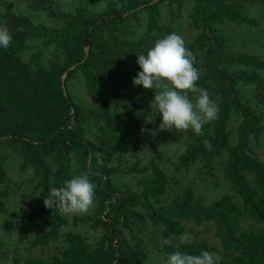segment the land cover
Masks as SVG:
<instances>
[{"label": "trees", "instance_id": "trees-1", "mask_svg": "<svg viewBox=\"0 0 264 264\" xmlns=\"http://www.w3.org/2000/svg\"><path fill=\"white\" fill-rule=\"evenodd\" d=\"M49 0H31L40 6ZM124 0L129 9L122 12L92 15L79 9L73 16L61 17L65 25L61 29L50 30L34 25L29 19L14 15L0 16V24L8 27L13 39L7 49H0V145L12 144L24 148L28 155L25 163L30 165L38 185L43 189L53 187L58 190L68 179L71 153L79 158L82 172L89 173L95 183L96 216L95 225L101 236L95 248H90L83 238L75 233L64 237L60 257L49 261L34 260L28 264H143L138 252L136 237L132 233L133 220H141L142 214L135 211L137 205L147 210L154 223L161 227L160 240L175 236L181 243V251L198 255L201 250L214 252L204 240L194 238L185 242V236L194 231L184 223L200 225L210 222L216 227L221 249L226 259L217 264H264V229L252 232H239L240 222L244 220L264 224V165L249 153L248 138L258 139L261 133L259 119L253 110L240 102L239 89L253 87L256 99L262 107L264 124V78L249 70L229 71L231 67L264 69L259 59L243 54L229 55L223 51L222 39L212 35V25L223 20L244 23L246 18L234 7L227 6L222 0H190L192 2L191 27L203 32L193 41L192 51L202 52L203 77L197 81L199 88L206 83L212 85L216 95L223 99L218 118L206 124L203 134L195 135L190 130V144L179 158V166L188 168L196 159H209L204 141L212 129V151L219 153L227 146L224 132L225 122L231 106L241 116L235 146L229 149L224 168L225 176L234 194L239 198L236 204L229 198L203 205L193 197L192 190L186 189L182 197L175 198L167 209L154 208L150 200L157 199L168 183L167 175L153 161L141 168L147 172L142 178V192L133 198L114 189L109 183L110 175L116 170L101 167L97 163L100 154H129L136 158L137 148L124 142L121 130L127 126L135 128L136 120L131 111L125 110L124 116L112 111L114 94L102 91L98 85V74L104 71L102 58L94 50L96 36L107 30L117 29L124 21L126 13L134 12L141 6L152 17L156 6L151 0ZM163 1V0H160ZM179 7L185 0H168ZM256 1L264 14V0ZM36 38H47L63 53V60L51 61L46 65L31 68L21 61L19 54L28 42ZM81 73L89 97L96 104L97 114L103 124L106 142L95 147L85 141L81 133L71 126L72 119L79 117V108L74 104L65 89L66 81ZM213 127V128H211ZM54 155L60 163V171L52 179L51 170L44 156ZM139 166L135 161L134 167ZM4 211L0 194V212ZM50 217L48 229L38 232L35 244H46L57 240L66 221L56 210L51 212L44 205L36 213L25 215L19 226V236L28 238L31 227L42 213ZM183 236L182 241L179 238ZM171 247H161L163 260Z\"/></svg>", "mask_w": 264, "mask_h": 264}, {"label": "rangeland", "instance_id": "rangeland-1", "mask_svg": "<svg viewBox=\"0 0 264 264\" xmlns=\"http://www.w3.org/2000/svg\"><path fill=\"white\" fill-rule=\"evenodd\" d=\"M222 1L227 6H234L246 18V22H216L212 25V35L222 39L225 53L249 55L264 63V14L261 6L253 0ZM151 5L156 6V14L152 17L148 11H143L144 6H141L134 12L126 13L123 23L117 29L107 30L96 36L94 50L103 59L104 68V71L98 74V85L102 91L115 95L116 100L111 105L113 112L120 116H124L127 109L132 112L131 117L136 120V126L133 129L123 127L121 136L124 142L137 148L136 158H131L129 154L114 153L109 157L100 154L97 163L101 167L116 170L110 175L109 183L117 191L133 198H139L142 192L141 180L147 172H142L141 168L147 167L152 161L156 163L168 177L164 192L157 199L150 200L156 209H167L175 198L182 197L183 192L189 188L194 199L203 205H210L223 198L240 204L224 172L229 149L236 144L242 120L234 107L231 106L224 126L227 146L219 153L212 151L211 129L204 141L209 159L198 157L188 168H181L179 158L190 144V130H159L160 117L153 113L150 106L155 90L143 89L142 86L134 87L132 84V78L140 70L136 63L137 55L146 54L157 39L175 32L183 37L186 47L192 51L193 41L203 32L202 28L195 30L190 25V0H185L181 7L171 4L168 0H151ZM81 8L92 15L129 9L124 0H49L40 6H34L31 0H0V16L27 18L34 25H41L50 30L63 28L65 20L61 15L73 16ZM192 53L196 57L194 66L199 70L200 80L203 77L202 52L196 49ZM19 57L31 68L46 65L51 61L61 62L64 59L56 44L47 38H36L28 42ZM240 70L254 71L264 78V69L255 70L243 66L229 68L231 72ZM65 89L79 108V117L72 119L71 126L81 133L85 141L95 147L103 146L107 138L103 124L97 114L96 104L86 92L80 72L66 81ZM204 89L220 108L223 99L215 94L212 85L207 82ZM239 92L241 104L254 111L261 127L258 139L248 138L249 153L264 165L262 107L258 104L253 87L242 86ZM27 155V151L19 145H0V194L4 206V211L0 212V264H28L34 260L49 261L54 256L60 257L64 237L69 233L78 234L90 248H95L101 236L99 228L95 225L97 200L94 206L83 214H62L66 224L62 226L55 241L43 245L35 244L36 234L48 229L50 217L46 212L42 213L31 227L28 238H20L19 226L23 217L38 212L43 207L44 198L53 188L51 186L43 189L38 185L32 168L25 163ZM44 157L53 179L60 171L61 161L54 155ZM68 160L70 179L81 174L82 169L75 154L71 153ZM136 160L139 161L138 167H134ZM134 210L143 216L141 220H133L131 223L143 264H164L159 244L161 227L152 221L147 210H143L141 205H137ZM184 225L194 231L185 236V242H192L194 238L204 240L209 247L215 249L211 253L216 260L227 258L223 254L220 239L216 236V227L212 223L203 222L196 225L186 222ZM262 229L264 224L249 220L240 222L239 226L240 233Z\"/></svg>", "mask_w": 264, "mask_h": 264}, {"label": "clouds", "instance_id": "clouds-1", "mask_svg": "<svg viewBox=\"0 0 264 264\" xmlns=\"http://www.w3.org/2000/svg\"><path fill=\"white\" fill-rule=\"evenodd\" d=\"M12 39L8 27L0 24V49H7ZM195 62V55L186 47L183 37L175 32L157 39L146 54L137 55L140 70L132 78V84L155 90L150 106L160 117L159 130H191L193 134L201 135L204 126L218 118L217 103L210 99L206 89L197 86L200 73ZM95 196V184L84 171L64 180L58 190L50 191L43 205L50 212L78 215L94 206ZM183 239V236L179 238L180 241ZM174 240L177 238L173 235L159 241L161 247L173 249L165 253L164 264H217L212 253L201 250L194 255L181 251V243L173 244Z\"/></svg>", "mask_w": 264, "mask_h": 264}]
</instances>
